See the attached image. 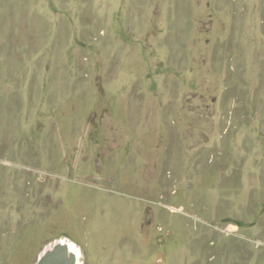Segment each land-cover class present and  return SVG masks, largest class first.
Listing matches in <instances>:
<instances>
[{"label":"rangeland","instance_id":"374dc122","mask_svg":"<svg viewBox=\"0 0 264 264\" xmlns=\"http://www.w3.org/2000/svg\"><path fill=\"white\" fill-rule=\"evenodd\" d=\"M264 264V0H0V264Z\"/></svg>","mask_w":264,"mask_h":264},{"label":"water","instance_id":"95a60500","mask_svg":"<svg viewBox=\"0 0 264 264\" xmlns=\"http://www.w3.org/2000/svg\"><path fill=\"white\" fill-rule=\"evenodd\" d=\"M48 257L44 264H67V250L60 245L52 244L42 252L37 264H43V257Z\"/></svg>","mask_w":264,"mask_h":264},{"label":"bare ground","instance_id":"6f19581e","mask_svg":"<svg viewBox=\"0 0 264 264\" xmlns=\"http://www.w3.org/2000/svg\"><path fill=\"white\" fill-rule=\"evenodd\" d=\"M53 244L60 245L61 247L67 250V264H82L79 261L81 250L79 249V247L76 245L75 242L66 238H60L55 240ZM41 257H43V264H44L48 257L44 258L43 255Z\"/></svg>","mask_w":264,"mask_h":264}]
</instances>
